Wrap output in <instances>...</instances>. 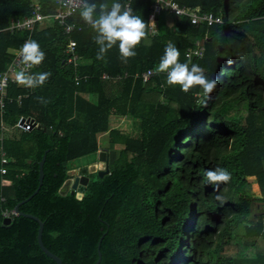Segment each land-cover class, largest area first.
<instances>
[{"label":"trees","instance_id":"trees-1","mask_svg":"<svg viewBox=\"0 0 264 264\" xmlns=\"http://www.w3.org/2000/svg\"><path fill=\"white\" fill-rule=\"evenodd\" d=\"M32 1L0 0V70L28 34L6 28L12 18L31 13ZM176 1L222 22L196 26L173 17L171 25L158 21L151 32L152 0H131L147 38L127 62L118 45L97 59L96 34L80 11L73 20L83 27L70 34L77 67L67 62L62 28L52 19L36 24L31 37L45 59L33 73L51 76L35 89L8 87L9 96H27L20 105L4 106L0 152L8 162L0 174V264H56L37 243V221L16 214L4 223L1 214L37 188L44 154L42 184L19 210L43 222L42 242L62 264H94L102 234L98 264H264V0ZM38 2L43 14L55 11L54 0ZM120 2L125 6L126 0ZM204 32L203 56L187 60L185 50ZM169 43L179 49L181 62L197 64L217 80L210 96L199 87L185 93L167 85L165 73L155 74ZM148 69L153 74L143 81ZM104 72L126 76L109 81ZM77 75L87 78L76 84ZM20 115L38 126L13 127ZM113 117L131 119L140 132L113 127ZM104 133L110 147L121 145L117 153L108 150V173L91 174L80 198L61 194L68 163L95 154ZM218 167L231 178L217 189L206 173ZM249 241L254 252L245 254L239 248Z\"/></svg>","mask_w":264,"mask_h":264},{"label":"clouds","instance_id":"clouds-1","mask_svg":"<svg viewBox=\"0 0 264 264\" xmlns=\"http://www.w3.org/2000/svg\"><path fill=\"white\" fill-rule=\"evenodd\" d=\"M80 16L96 34L94 41L99 46L97 59L100 60L118 45L121 60L127 62L137 55L135 49L147 38L146 23L139 15H133L132 8L125 7L120 0H112L111 5L105 0L99 4L83 0ZM180 55L175 45L167 44L154 69L155 74L166 73L167 85H179L185 93L199 87L203 90L204 96H210L217 87V80L209 79L201 66L197 64L190 66L187 62H181ZM44 59L45 52L37 41H25L20 49V62L26 69L41 65ZM50 76V72L29 74L25 70H20L16 73L15 80L18 85L35 89L43 86ZM40 99L45 104L49 102ZM206 176L208 183L217 189L231 178V174L226 169L219 167L208 170Z\"/></svg>","mask_w":264,"mask_h":264},{"label":"built area","instance_id":"built-area-1","mask_svg":"<svg viewBox=\"0 0 264 264\" xmlns=\"http://www.w3.org/2000/svg\"><path fill=\"white\" fill-rule=\"evenodd\" d=\"M130 1L127 0L125 7H130ZM55 11L47 14H43L40 11V5L38 2L31 4V13L22 17H14L10 20V23L6 30L10 33L15 31H27L25 39L23 40L20 48L12 50V56L6 68L0 70V142L3 139V131L6 125L3 120L4 106L7 103L21 104V101L27 94H18L9 96L8 87L10 84H16L15 76L20 70H25L29 74L33 73V68L26 69L20 62V49L25 41L32 40L31 34L36 24L41 23L43 20L52 19L56 24L62 28L63 33L67 35V43L65 47V55L67 62L73 66H79V57L75 50L74 40L70 34L77 30L80 31L83 25L80 22L73 20V17L82 10L83 0H54ZM161 14L171 15L173 17H186L192 25L206 24L210 26L216 22H222L220 17L215 16L212 12L202 13L198 7H189L179 4L176 0H153L150 6V13L148 16L149 29L151 32H155V24L157 22V16ZM205 36L207 32L204 33ZM204 36V37H205ZM204 47L200 39L195 40L194 45L184 52V57L187 60L192 58H201L203 55ZM190 58V59H189ZM153 74L152 69L146 70L142 73L143 81L148 80ZM166 75V73H165ZM126 76L117 75L116 77L110 76L107 73H102L103 79H121ZM87 76H75V83L79 84L81 80H85ZM38 126L36 120L27 115H20L14 122L13 127H16L22 131H29L32 128ZM8 159L3 150L0 152V174L4 175L7 171L6 164ZM3 182V181H2ZM1 182V183H2ZM3 218H11L16 215L15 209H4L1 212Z\"/></svg>","mask_w":264,"mask_h":264},{"label":"water","instance_id":"water-1","mask_svg":"<svg viewBox=\"0 0 264 264\" xmlns=\"http://www.w3.org/2000/svg\"><path fill=\"white\" fill-rule=\"evenodd\" d=\"M105 152V149H104ZM45 161V154L42 156L41 160L39 161V176H38V186L37 188L32 192V194H30L27 198H25L24 200L20 201L16 206H15V211L17 212V214L19 215H24L26 217H30L32 219H34L35 221H37L38 223V230H37V243L40 247V249L48 256L50 257L56 264H62L61 258L59 256H57L56 254H54L53 252H51L49 249H47L45 247V245L42 242V231H43V222L36 216L32 215V214H28V213H22L19 210V206L26 202L27 200H29L30 198H32L33 195H35L41 184L43 181V176H44V172H43V164ZM108 161H109V157L108 155L105 156V158L103 159L102 157L98 158V161L96 162V164L98 163L100 166L103 165L104 169H100L98 168L97 171L95 170V172L97 173V175L101 178L103 177L105 174L108 173L109 171V167H108ZM95 163H91L88 165H82L79 168H71L67 171V174L69 176L68 180L66 179L65 182L62 184L61 188L59 189V192L61 194H66L67 192L69 193H73L76 191V195H82L86 189V185L88 184V174L89 173H93L92 170H90V166L94 165ZM83 180H85L83 182ZM66 183H68V187L64 190V187L66 185ZM78 197V196H77ZM10 221V218H4L3 222L4 223H8ZM104 234H102L99 238V241L97 243V253H98V259L96 260V262L94 264H98L100 262L101 259V252L99 250L100 247V243L102 240Z\"/></svg>","mask_w":264,"mask_h":264},{"label":"rangeland","instance_id":"rangeland-1","mask_svg":"<svg viewBox=\"0 0 264 264\" xmlns=\"http://www.w3.org/2000/svg\"><path fill=\"white\" fill-rule=\"evenodd\" d=\"M163 15H165V14H161V15H158L157 16V22L160 21V23H162V24L165 23V21H166L165 19L166 18H164ZM120 128H122V131L123 132L125 131L127 133H131L132 135H137L140 132L138 123H134L133 124V123H131L128 120L125 121V122H123L122 123V126ZM106 138L107 137H104V139L101 140L102 141L101 143H103V144H102V148L99 149L98 152H96L95 154L85 155L83 157H80V158L71 160L68 163V167H71V168L72 167H76V168H78L79 166H82L84 164L87 165V163L88 162H91V161H96L97 162L99 157H102L104 159L105 156L108 155V152H109L108 150H111V152H112V150H114V153H117L121 146L118 145V144H116V145H114V147H110V144L107 143L108 141H107ZM104 149H105V152H104ZM96 162H95L94 165H91L89 167L90 170L95 171L98 168L104 169L103 168V165L100 166L98 163L96 164ZM76 196H78V195H76ZM80 196H78V198H80ZM239 249L240 250L242 249V251L245 254H250V253H253L254 252V247H253V245H252V243L250 241H249V244H248V246L246 248L243 249V248L240 247Z\"/></svg>","mask_w":264,"mask_h":264},{"label":"crops","instance_id":"crops-1","mask_svg":"<svg viewBox=\"0 0 264 264\" xmlns=\"http://www.w3.org/2000/svg\"><path fill=\"white\" fill-rule=\"evenodd\" d=\"M34 2H38V0H34V1H32V3H34ZM131 2V1H130ZM152 2H153V0H152ZM39 3V2H38ZM126 3H127V0H126ZM152 4V3H151ZM149 16V15H148ZM163 17L164 18H166L165 20V24H167V25H171V23L173 22V16H171V15H163ZM149 22V21H148ZM159 24V23H158ZM157 27V22H156V24H155V28ZM205 33V32H204ZM205 34H203V37H201V36H199L198 38H196V40H198V39H200V41H201V43H202V45H203V47H204V50H205V46H204V42H205V39L207 38V35L205 36ZM204 50H203V53H204ZM203 56V55H202ZM190 61V60H189ZM107 80H109V81H111V79H107ZM108 85H111V84H108ZM18 86H21V85H18ZM119 86H120V83L118 84V85H116L113 89H115L114 90V93H117L118 92V89H119ZM22 87H24V86H22ZM31 89V88H30ZM113 89L111 88L109 91H110V93H112L113 92ZM112 90V91H111ZM130 121L131 123H135L134 121H132L131 119H127L126 117H121V118H117V117H113L112 118V120H111V125L113 126V127H118V128H120L121 126H122V123L123 122H125V121ZM121 130H122V128H120ZM4 132V131H3ZM125 132V131H124ZM104 137H107V134L106 133H104V134H100L99 136H98V143H99V149H101L102 148V144L103 143H101L102 141V139H104ZM107 139V138H106ZM108 143V142H107ZM119 145V144H118ZM121 146V145H120ZM98 149V150H99ZM98 152V151H97ZM96 161H94L93 163H95ZM84 165H86V164H84ZM72 168H75V167H72Z\"/></svg>","mask_w":264,"mask_h":264},{"label":"flooded vegetation","instance_id":"flooded-vegetation-1","mask_svg":"<svg viewBox=\"0 0 264 264\" xmlns=\"http://www.w3.org/2000/svg\"><path fill=\"white\" fill-rule=\"evenodd\" d=\"M87 165H88V164H87ZM79 167H81V166H79ZM79 167H78V168H79ZM75 168H76V167H75ZM96 171H97V170H96ZM93 173H96V172H95V171H93ZM93 173H89V174H88L89 180H90V175H91V174H93ZM96 174H97V173H96ZM89 180H88V182H89ZM73 193H76V191H75V192H73Z\"/></svg>","mask_w":264,"mask_h":264},{"label":"bare ground","instance_id":"bare-ground-1","mask_svg":"<svg viewBox=\"0 0 264 264\" xmlns=\"http://www.w3.org/2000/svg\"><path fill=\"white\" fill-rule=\"evenodd\" d=\"M85 180H83V182H84ZM68 187V183H66V185H65V187H64V190L66 189ZM78 196H80V195H78Z\"/></svg>","mask_w":264,"mask_h":264}]
</instances>
